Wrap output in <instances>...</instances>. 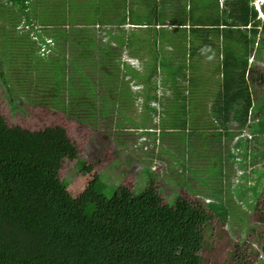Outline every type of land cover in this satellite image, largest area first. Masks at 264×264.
<instances>
[{
  "label": "trees",
  "instance_id": "obj_1",
  "mask_svg": "<svg viewBox=\"0 0 264 264\" xmlns=\"http://www.w3.org/2000/svg\"><path fill=\"white\" fill-rule=\"evenodd\" d=\"M200 1L199 5V0H145V4L150 3L146 7L150 20L146 22L136 18L133 9L129 12V20L118 17L123 3L126 5L128 0H67L60 9L63 16L74 14L83 5L91 12L89 16L99 18L94 20V28L106 31L107 38L117 43L118 50L125 47L130 48L133 55L140 53L131 48L130 31L134 29L126 30L125 25L151 30V36L140 39L143 45L155 49L148 52L150 57L143 64V71L128 65L126 71L121 72L118 68L121 61L116 50L111 52L110 40L101 44L92 40L88 46L87 34L76 38L77 32L88 33L87 24L76 29L66 25L60 29L61 26L52 22L40 24L29 11L32 0H0V3L15 6L19 13L16 17L9 12L6 24L0 27L3 33L0 41L10 49H6L5 57L0 53V67L5 71L0 70V78L13 75L3 64L9 61L8 56L11 59L19 51L13 47L17 39H24L23 44L33 50H28V54L39 56L45 63L33 79L24 80L19 74L22 88H4L15 92L19 89L23 92V87L35 90L43 94L36 101L39 105L54 108L53 104L58 103L67 117H77L83 122L79 116L83 111L90 119L88 110L74 109L71 105L99 102L100 90L89 83L87 93L76 92V89L72 93L76 87L75 71L82 74L81 70H76L80 61L72 67L61 64L63 60H70L65 53H78L83 51L79 49L90 47L96 52L92 60L97 64L107 66L102 55L108 53L112 66L119 70L115 75L121 81L130 77V81L125 82L142 84L145 104L153 99L157 107L167 106L163 113L170 118L171 129L181 128L199 142L196 145L198 142H191L189 138L192 151L199 148V140L206 131L212 132L214 137L209 148L214 151L209 157H222L228 163L242 160L244 165L246 162V169L249 164L255 167L260 160L264 161V74L250 60L258 59L264 51V37L261 36L264 19L258 18L253 0ZM168 2L174 5L167 13ZM182 10H185L183 14ZM102 17L106 23L100 25ZM85 18L88 22L87 16ZM37 27L53 30L51 43H56V47L45 43ZM114 27L119 31L113 30ZM167 30L172 32L171 36H167ZM32 31L42 44L45 43L44 50H38L37 43L29 35ZM161 39L169 46L172 44L175 50L159 47ZM211 49L217 51L214 55L217 65L211 72L218 74L212 83L210 77L206 82L201 80L202 76H196L198 63H201L196 55ZM48 50L50 53H46ZM54 62L60 67L58 75L52 72ZM28 70L27 65L22 72ZM48 70L52 73L47 74ZM86 80L88 83L89 79ZM159 87L170 88L172 96H167L170 95L167 90L158 95ZM86 94L94 96V100L85 102ZM165 95L167 98H162ZM166 99L167 103H162ZM146 109L157 112L151 103ZM202 111L204 124L195 118ZM141 133L150 140L140 147L152 145L158 150L159 142L162 143L161 128ZM145 151L148 163L143 169L148 167V173L153 174L150 167L155 162L151 158L153 149ZM154 155L160 159L165 153ZM78 156L77 147L64 128L31 131L20 126L10 127L0 113V264H205L200 252L204 247V230L213 219L211 212L224 222L233 219L230 210L201 209L184 197H179L174 205L164 203L152 179L138 194L122 185L111 197H106L105 184L97 175L80 195L75 196L69 191V179L61 178L60 173L67 160L77 161V168L83 170L84 162ZM256 171L257 168H252L250 178ZM261 179L263 176L258 178ZM258 203L254 209L258 208Z\"/></svg>",
  "mask_w": 264,
  "mask_h": 264
},
{
  "label": "rangeland",
  "instance_id": "obj_2",
  "mask_svg": "<svg viewBox=\"0 0 264 264\" xmlns=\"http://www.w3.org/2000/svg\"><path fill=\"white\" fill-rule=\"evenodd\" d=\"M65 2L67 0H32L29 11L36 22L40 24L52 22L56 26H61L60 29L64 25L71 28H83V25L87 24L89 28L86 32L88 33L77 32L75 36L77 39H81L83 34H87L86 39L90 41L88 46H91L92 40L98 44L110 40L107 38L106 31L94 28V20H99V18H94L93 15L89 16L91 12L84 9L83 5L74 14H65L70 17L69 19L65 15L63 16L60 9ZM201 2L199 0L198 4L200 5ZM149 4H145V0H128L126 5L123 3V9H121L118 17L122 19L128 17L129 20V12L133 9L136 18L147 22L150 20L146 8ZM167 5L166 12L168 13L172 11L174 4L168 2ZM9 12L18 17L19 13L15 6L1 2L0 27L6 24L7 18L10 17ZM184 12L185 10H182V14ZM86 16L88 22H86ZM102 18L100 25L106 23L104 17ZM20 25L23 26V24ZM19 27L21 28V26ZM25 28L29 31L27 27ZM36 29H39L46 39L51 40L50 34L53 33L51 28L45 31L40 27ZM124 29H134V31H130L133 42L131 48L140 53L133 55L130 53V48L125 49V47L118 50L117 43L110 40L113 48L111 52L116 50L118 60L121 61L118 68L121 72L126 71V67H129L130 64L125 59H129L128 61L135 63L132 68L143 71L144 62L150 57L149 53L154 52L155 49L151 50L147 45H143L140 39L151 36V30L142 31L130 25H125ZM169 29L172 30V26L169 25ZM113 30L119 31V28L114 27ZM69 32L71 33L72 30ZM62 33L67 35L64 30ZM0 34L3 33L0 32ZM29 35L37 43L38 50L42 51L44 46L40 39L34 36L33 31ZM171 35L172 32L167 30V36ZM261 36L264 37V32L261 33ZM23 43H25L24 39H17L14 42L13 47L19 51L11 56V59L8 56L9 61L3 64L4 69L7 68L13 75L9 78H0V82H2V84L0 83V113L10 127L20 126L27 130L39 131L47 127L60 126L66 130L69 138L77 147L79 160L84 162L83 170L77 168V161L67 160L62 167L60 176L69 179L71 194L80 195L97 175L105 184L103 193L106 197H111L122 185L129 187L135 194H138L148 186L152 179L164 203L174 205L179 197H184L201 209L219 207V211L230 210L232 212L233 219L224 222L209 210L213 219L210 226L204 230V247L200 252L205 264H264V161L260 160L255 167L249 164L248 169H246V162L244 165L242 160L228 163L222 157H209L214 151V149L209 148L212 145L214 135L208 131L199 140L201 143L199 148L192 151V147H189L191 134L181 128L171 129L170 118L163 113V110H167V106L164 109L161 104L157 107L156 103L152 101L153 99L145 104V98L142 97V84H137L135 81H131L130 84L125 82L130 81V77L121 81L120 77L115 75L116 71L119 70L112 66V58L108 53L102 55V58L109 66L97 64L92 60L96 52L90 47L87 49L89 52L81 48L79 50L83 51L78 53H65V56L69 57L70 60H63L61 63L63 67L65 65L72 67V64L80 61L79 68L76 70H81L84 77L75 71L73 82L76 87L74 89L71 87L72 93L75 89L76 92L87 93L90 91L89 83L100 90L99 93L102 96L99 102L83 104L74 102L71 105V108L74 109L84 108V110H88L90 119L88 114H84L83 111H80L81 115H79L83 122L77 117L75 119L67 117L60 110L58 103H52L54 108L39 105L36 101L43 94L35 92V90L31 89L30 91L23 87V92L22 89L16 92L15 90L10 91L9 89L14 88V86L22 88L19 83L20 76L24 80L33 79L37 72L42 71V66L45 64L39 56L28 54V50L33 51L32 47ZM169 45V43H165V40H159V47H167V51L168 49L175 50L172 44V47ZM52 47H56V43L53 42ZM6 49L8 47L0 41V53L4 57ZM8 50L10 51V49ZM59 50H62V47ZM76 50L78 49L76 48ZM215 52L217 51L214 49L202 50L196 55V59L201 61L198 63L200 67L196 70V76H202L201 80L206 82L210 77L212 83L218 75L216 72L214 74L211 72V69L215 70L217 65V59L214 58ZM46 53H50V50ZM166 55L168 54L166 53ZM53 57L51 56V58ZM55 57H58L57 53H55ZM250 62L264 74V51L258 59L255 58ZM27 65L29 70L22 72L24 66ZM2 68L0 67V70L4 73ZM59 69L60 67H56L54 62L52 72L58 75ZM50 72L48 70L47 74ZM210 74L213 76L211 77ZM86 79H89L88 83ZM178 80L183 82L181 78ZM98 83L100 84L98 85ZM159 85H161L160 81ZM4 86L9 89L4 88ZM119 90L120 93H118ZM165 90L170 93L167 96L171 97L170 88L159 87L158 95H162ZM167 96L162 98H167ZM93 97L86 94L84 101H93ZM150 103L156 107L157 112L146 109ZM162 103H167V99ZM195 118L204 124L205 114L203 111L202 114H196ZM161 119H163L162 122H160ZM161 123L164 124V127H161ZM157 127L161 128L162 131V138H160L162 143L159 142L158 150L152 145H147L142 149L140 147L142 143L150 139L141 132H147L150 128L155 130ZM149 137L153 136L150 135ZM194 138H190L191 142H198ZM222 140L225 141L224 138ZM235 141L236 139L231 145ZM198 144L199 142L196 145ZM147 148L148 150L153 149V152L157 153L158 156L162 155L163 152L165 153V156L162 155L163 159L160 158L162 160L156 158L154 153L152 154L151 158H154L155 161L150 165L155 172L153 174L148 173L150 172L148 167L143 169L144 165L148 163V156L145 154ZM234 149L236 148L233 146L232 150L234 151ZM180 162H183L184 165L179 166ZM252 168H257V171L252 173L253 176L250 178L249 173H251ZM203 174L206 176L204 177ZM261 176L263 179L258 180ZM257 203L258 208L254 209Z\"/></svg>",
  "mask_w": 264,
  "mask_h": 264
},
{
  "label": "clouds",
  "instance_id": "obj_3",
  "mask_svg": "<svg viewBox=\"0 0 264 264\" xmlns=\"http://www.w3.org/2000/svg\"><path fill=\"white\" fill-rule=\"evenodd\" d=\"M255 1H256V0H253V2H252V5L254 6V8H255V4H254ZM263 5H264V0H263V4H262V7H261V8H262V13H263V14L260 15V13L257 11V12H258V15H259L258 18H261V19H264ZM255 9H256V8H255ZM256 10H257V9H256ZM45 40H46L45 43H46L47 45H51V47H52V44H53V43H51L52 40H48V39H46V38H45ZM45 43H43L42 45L44 46ZM44 47H45V46H44ZM128 60H129V59H128ZM128 60L125 59V61L128 62L131 66H135V63H133V61H128ZM124 186H125V185H124Z\"/></svg>",
  "mask_w": 264,
  "mask_h": 264
},
{
  "label": "built area",
  "instance_id": "obj_4",
  "mask_svg": "<svg viewBox=\"0 0 264 264\" xmlns=\"http://www.w3.org/2000/svg\"><path fill=\"white\" fill-rule=\"evenodd\" d=\"M255 8L257 9V11L260 13V15H262V4H263V0H256L255 1ZM45 49V47L43 48V50Z\"/></svg>",
  "mask_w": 264,
  "mask_h": 264
}]
</instances>
